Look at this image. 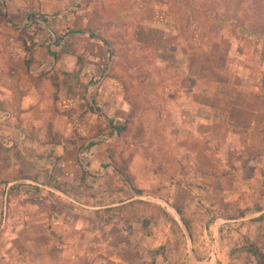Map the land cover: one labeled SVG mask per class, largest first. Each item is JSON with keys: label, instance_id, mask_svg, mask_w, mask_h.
Returning <instances> with one entry per match:
<instances>
[{"label": "crops", "instance_id": "1", "mask_svg": "<svg viewBox=\"0 0 264 264\" xmlns=\"http://www.w3.org/2000/svg\"><path fill=\"white\" fill-rule=\"evenodd\" d=\"M93 2L0 1V264H216L217 221L264 219V42L168 45L144 17L121 53Z\"/></svg>", "mask_w": 264, "mask_h": 264}, {"label": "rangeland", "instance_id": "2", "mask_svg": "<svg viewBox=\"0 0 264 264\" xmlns=\"http://www.w3.org/2000/svg\"><path fill=\"white\" fill-rule=\"evenodd\" d=\"M0 1L5 4L9 0ZM132 2L134 7L132 10H130V4L128 5L122 0H94L93 6L90 8L93 31L117 47L115 49L121 53L132 51L130 40L134 32L139 40L142 39L143 35L140 34L139 27L144 25L142 23L144 17L152 19L151 21H160L166 27L167 38H169L168 45L175 43L178 36H184L195 38L196 42L203 45V48L207 44H213L214 49L220 52L221 48H224L222 43L230 40V43L237 48L236 53L249 51L256 41L239 37L234 29L235 20L246 29H252L260 24V17L264 24V0H188L190 4L205 8L210 13L209 16L191 11L170 0H132ZM140 5L143 6L142 9L145 10V13L141 12ZM212 12H217L229 21L224 24L221 19L214 20ZM215 27L218 29L215 30ZM155 41L159 45L158 39L155 38ZM139 54L143 55L142 58H145L146 64L150 60L149 67L151 69L158 68L156 67L158 62L153 57L154 52L150 49ZM111 146L110 153L114 156L117 149L123 150L121 148H124L121 145ZM117 159H119L118 168L125 167L123 157ZM239 162L241 163L242 179L247 180L253 177L254 166L252 164L245 165L242 160ZM70 194L75 195L73 189L70 190ZM252 199L255 200L254 197ZM254 209L252 213L255 212ZM226 210L225 206H215L214 217H231L232 220H237L241 214V209H238L237 205L233 206L232 213H225ZM252 213L246 214L247 217L244 220L227 223H220V220V222H216L215 229L219 230V241L217 236L214 253L216 264H264V219L256 221V217ZM202 223V221L197 222V227L202 228Z\"/></svg>", "mask_w": 264, "mask_h": 264}, {"label": "trees", "instance_id": "3", "mask_svg": "<svg viewBox=\"0 0 264 264\" xmlns=\"http://www.w3.org/2000/svg\"><path fill=\"white\" fill-rule=\"evenodd\" d=\"M172 3L174 4H181L183 5L184 7L190 9L191 11H194V12H201L202 14H204L205 16H209L210 13L203 7H198V6H195L193 4H190V2H188V0H170ZM190 1V0H189ZM213 14V19L215 20L216 18L218 19H221L222 22L225 24L227 23L229 20L225 19L222 15L218 14L217 12H212ZM38 22H43L44 23V19L42 17H39L38 18ZM260 24H258L257 26H255L254 28L252 29H246L244 27H242L238 22L237 20H235V24H234V29L236 30L237 32V35L239 37H242L244 39H249V40H254L256 42H259V41H262L264 40V24H263V20L262 18L260 17ZM227 21V22H226ZM33 23L35 24L36 28L39 29V25L37 22H35V20L33 21ZM217 30L218 27H215ZM92 38H96L94 35L91 36ZM107 124L109 127L112 128L113 131L116 132V134L118 135V137L123 133L125 132V126H120V127H117V126H113L112 125V122L111 121H107ZM125 164V163H124ZM115 170L116 172L119 174V176L121 177L122 180L124 181H128V178L123 174V171L121 170V168H118L117 166L115 167ZM263 219V218H262Z\"/></svg>", "mask_w": 264, "mask_h": 264}]
</instances>
